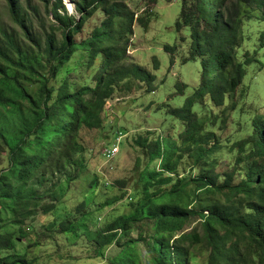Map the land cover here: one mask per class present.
Instances as JSON below:
<instances>
[{"label":"trees","instance_id":"obj_1","mask_svg":"<svg viewBox=\"0 0 264 264\" xmlns=\"http://www.w3.org/2000/svg\"><path fill=\"white\" fill-rule=\"evenodd\" d=\"M39 2L53 18L45 29L43 23L34 27L40 7L33 0H8L11 15L19 21L29 42L27 47L14 33L0 30V116H19V124L12 131L0 125V139L7 143L8 132L14 142L9 152L10 167L0 174V203H8L19 214L40 207L35 201L40 199L39 190L34 186L43 187L48 172H65L75 178L85 168L79 132L83 128H102L105 106L122 77L149 83L154 80L144 69L125 62L126 47L119 43L127 33H133L136 21L125 0H70L78 17L68 15L63 0ZM100 9L106 15L101 26L89 39L77 43L75 35ZM255 11L261 12L264 20V0H193L191 6L184 3L176 30L190 29V61L200 62L201 80L185 105L173 111L186 123L182 144L178 146L170 139L164 143L160 138L137 140L148 158L139 174V201L130 215L117 217L97 233L100 248L119 240L120 232L127 235L133 225L145 223L153 231L150 264H189L196 246L205 249L206 264H264V116L256 115L251 134L235 143L240 154L249 150L248 155L237 159L222 183L211 169L190 180L179 174L183 149L194 157L195 164L213 151V147L206 146L214 135L201 133L204 123L191 107L197 98L206 96L222 106L226 96L242 84L252 60L240 61L238 49L244 43L243 25ZM80 49L90 53L91 63L98 55L105 56L94 76L95 86L86 85L76 91L70 89L68 81L58 89L49 86ZM19 76L36 81L34 94ZM189 142L192 145H187ZM157 161L159 168L150 169ZM168 185L171 188H165ZM41 208L49 213L55 206ZM192 219L199 223L188 230L186 226ZM59 228L62 233H76L75 223L62 222ZM15 247L13 235L0 234V254ZM129 248L131 251H125L112 264H137L133 247ZM0 264L31 263L25 255L15 253L0 256Z\"/></svg>","mask_w":264,"mask_h":264},{"label":"rangeland","instance_id":"obj_2","mask_svg":"<svg viewBox=\"0 0 264 264\" xmlns=\"http://www.w3.org/2000/svg\"><path fill=\"white\" fill-rule=\"evenodd\" d=\"M33 3L40 7V17L34 16V27L43 23L42 29H45L53 18L47 16L39 0ZM63 3L68 15L78 17L70 0H63ZM125 3L136 19L133 33H127L119 43L126 47L125 62L144 69L154 80L149 83L140 78H121L105 106L102 128H83L79 132V141L85 149V168L75 178L65 172L54 175L48 172L44 186H34L39 190L40 199L35 201L40 207L19 214L8 203H0V234L13 235L16 243L15 249L1 253L2 257L19 253L31 264H112L120 260L125 251H131L129 247L132 246L137 264L151 262L149 243L153 231L145 223L133 225L127 235L120 232L119 240L104 248H100L95 236L117 217L130 215L139 201L142 185L139 174L148 158L137 140L140 137L149 141L160 138L164 143L170 139L178 146L182 144L186 123L173 111L183 107L198 89L201 65L199 61H190V29L176 30L184 3L191 6L193 0H125ZM105 17V13L98 10L74 40L81 43L89 39ZM0 30L14 33L23 40V46H28L19 21L11 15L8 0H0ZM243 32L244 43L238 49V59L252 60L246 67L247 75L236 92L226 96L222 106L209 96L194 101L191 111L204 123L201 133L214 135L212 143L206 146V149L213 147V151L207 159L195 164L194 157L183 149L180 178L190 180L211 169L222 183L224 175L236 166L237 159L248 155L249 150L240 154L234 145L251 134L256 115L264 116V20L261 12L252 13L251 19L243 25ZM90 60V53L80 49L49 86L58 89L64 81L69 82L72 91L86 85L95 86L93 79L105 56L98 55L93 63ZM19 80L31 94L36 92L38 85L32 78L19 76ZM18 124L17 115L0 116V125L11 131ZM118 133L124 135L125 142L120 154L108 162L104 148L113 143ZM5 134L7 143L0 139V174L10 167L9 152L14 146L12 134ZM159 164L155 162L150 169H158ZM239 179L237 177L236 182ZM190 189L193 190L194 185ZM48 205L55 206L53 212L46 213L41 208ZM62 222L75 223L76 233H62L59 228ZM198 223V219H192L186 228L190 230ZM189 264H206L205 249L194 247Z\"/></svg>","mask_w":264,"mask_h":264},{"label":"built area","instance_id":"obj_3","mask_svg":"<svg viewBox=\"0 0 264 264\" xmlns=\"http://www.w3.org/2000/svg\"><path fill=\"white\" fill-rule=\"evenodd\" d=\"M124 140V135L122 133H118L115 137V140L110 146H106L104 148V156L109 161H113L121 152V145Z\"/></svg>","mask_w":264,"mask_h":264}]
</instances>
